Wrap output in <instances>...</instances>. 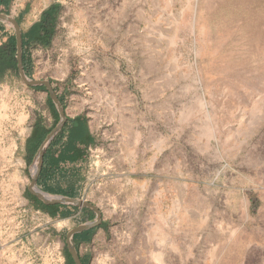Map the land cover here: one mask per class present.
I'll return each mask as SVG.
<instances>
[{
	"label": "rangeland",
	"instance_id": "374dc122",
	"mask_svg": "<svg viewBox=\"0 0 264 264\" xmlns=\"http://www.w3.org/2000/svg\"><path fill=\"white\" fill-rule=\"evenodd\" d=\"M54 3L49 43L31 42L30 54L33 78L68 84L67 117L96 139L76 198L103 224L80 254L89 264H264V0H13L0 11H24L28 33ZM5 89L0 264H66L80 215L37 206L38 158L23 156L54 109L13 75Z\"/></svg>",
	"mask_w": 264,
	"mask_h": 264
},
{
	"label": "trees",
	"instance_id": "16d2710c",
	"mask_svg": "<svg viewBox=\"0 0 264 264\" xmlns=\"http://www.w3.org/2000/svg\"><path fill=\"white\" fill-rule=\"evenodd\" d=\"M12 3L13 0H0V9L5 8L10 10ZM59 10L60 4H52L43 12L41 20L34 24L28 33L22 30L23 66L26 74L31 78L34 77V64L30 54V43L40 42L44 45L49 43L57 22ZM24 15L25 12L22 11L17 18L21 25ZM0 40V83L4 82L8 75H13L18 79H21L18 71L15 29L13 26L10 30L7 29L6 23L2 20H0ZM51 84L56 90V93L65 108V101L71 90L70 86L67 84L61 88H57L55 81H51ZM32 87L48 92L44 85ZM47 101L54 109V121L51 126H47L43 118H40L35 122L29 137L26 139L25 149L23 152V156L26 159L28 166L32 164L41 144L60 120V114L49 94L47 96ZM75 126V119L67 117V120L61 130L54 136L46 148L44 165L37 180V186L44 192L60 194L72 198L79 196V171L88 161L89 151H82L77 144L85 145V148H87L90 144H93V141H91L92 138L88 137L87 134L83 136L81 130H79L74 136V142L76 141V144L69 145L65 147L64 150H61V142L67 137L68 139L71 138ZM60 162H63L65 165V173L60 175L59 180H56L53 172L58 167ZM37 206L42 208L51 217L67 218L79 214L81 223L92 220L96 216V212L91 207L87 206L79 207L62 204H40ZM102 224L103 223H101L100 226H95L74 234L73 238L78 252L81 244L91 243L94 234L97 232L98 228L102 226ZM80 256L83 264H89V257L86 258L81 254ZM65 257L66 264H75L67 245L65 248Z\"/></svg>",
	"mask_w": 264,
	"mask_h": 264
},
{
	"label": "water",
	"instance_id": "95a60500",
	"mask_svg": "<svg viewBox=\"0 0 264 264\" xmlns=\"http://www.w3.org/2000/svg\"><path fill=\"white\" fill-rule=\"evenodd\" d=\"M0 20L3 22L10 23L14 29H15V34H16V41H17V61H18V71L20 74L21 79L24 81V83L28 86H38V85H44L48 91V94L54 101L57 110L60 114V120L57 123V125L52 129V131L48 134L46 139L43 141L41 144L36 157L38 158V164L36 171L32 175V182L31 185L29 186V191L31 195L38 201L42 202L43 204H62V205H69V206H79V207H91L95 212L96 216L94 219L86 221L84 223H81L74 228L70 229L67 234H66V244L67 247L75 261V264H83L81 260V256L76 248L75 242H74V234L77 232H81L86 229H90L95 226H99L102 222V213L100 209L93 203L79 199V198H72V197H67L64 195H51L49 196H44L41 193H38L35 191V189L39 190L40 192L49 195V193L42 191L38 186H37V180L38 177L41 173V170L43 168V163H44V155L46 148L48 144L51 142V140L54 138V136L61 130L63 125L65 124L67 120V115L65 112V108L61 100L59 99L56 90L51 84V81L49 80H42V79H36V78H31L29 77L24 69L23 66V37H22V27L21 24L19 23L18 19L11 15L10 13L7 12H2L0 11Z\"/></svg>",
	"mask_w": 264,
	"mask_h": 264
},
{
	"label": "crops",
	"instance_id": "0c3cea01",
	"mask_svg": "<svg viewBox=\"0 0 264 264\" xmlns=\"http://www.w3.org/2000/svg\"><path fill=\"white\" fill-rule=\"evenodd\" d=\"M75 123H76V126L74 127V131H73V134H72V136H71V138L70 139H68V137L66 138V139H64L62 142H61V150H64V148L65 147H67V146H69V145H75L76 144V141L74 142V139H75V135H76V133L79 131V130H81V133H82V135L84 136V135H86L87 134V136L88 137H91L92 138V140L91 141H93V144H90L87 148H85V145H82V144H77V145H79V147H80V149L83 151V150H90L91 149V147H92V145H95L94 143H95V136L88 130V131H83L82 130V128H81V126H80V124L78 123V121L77 120H75ZM43 165H44V163H43ZM27 168H28V166H27ZM63 173H65V165L63 164V162H60L59 164H58V167L54 170V172H53V174L55 175V179L56 180H59V177H60V175H62ZM43 191V190H42Z\"/></svg>",
	"mask_w": 264,
	"mask_h": 264
},
{
	"label": "bare ground",
	"instance_id": "6f19581e",
	"mask_svg": "<svg viewBox=\"0 0 264 264\" xmlns=\"http://www.w3.org/2000/svg\"><path fill=\"white\" fill-rule=\"evenodd\" d=\"M6 92H7V91H6V89H5V91H4V92H1V93H0V97H3V96H4V94H5ZM0 101H1V100H0ZM5 105H6V104H4V103H3V104L1 105V109H2V108H5V107H7V106H5ZM2 115H3V114H2ZM35 191H36V192H38V193H41V194H43L44 196H49V197H50V195L44 194V193L40 192V191H39V190H37V189H35Z\"/></svg>",
	"mask_w": 264,
	"mask_h": 264
}]
</instances>
